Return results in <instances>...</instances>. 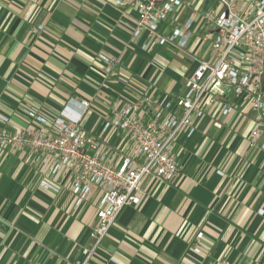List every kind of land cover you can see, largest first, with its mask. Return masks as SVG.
<instances>
[{
    "label": "crops",
    "instance_id": "1",
    "mask_svg": "<svg viewBox=\"0 0 264 264\" xmlns=\"http://www.w3.org/2000/svg\"><path fill=\"white\" fill-rule=\"evenodd\" d=\"M217 11L216 0H186L176 16L179 25L191 23L183 52L134 38L132 22L113 0H0L6 129L27 125L23 107L54 117L67 102L85 101L83 131L131 153L127 136L102 134L103 125L138 96L160 100L185 93L192 71L209 56L208 43H197L208 32L201 15ZM99 56L112 60L115 77L104 74ZM238 105L227 117L210 108L202 119L193 117L194 134L181 135L175 145L177 175L170 182L144 178L140 204L121 210L88 264H264V134L248 147L253 115ZM67 179L56 178L59 192L53 193L40 187L34 156L11 151L0 157V264L84 261L98 226V193L74 210Z\"/></svg>",
    "mask_w": 264,
    "mask_h": 264
},
{
    "label": "built area",
    "instance_id": "2",
    "mask_svg": "<svg viewBox=\"0 0 264 264\" xmlns=\"http://www.w3.org/2000/svg\"><path fill=\"white\" fill-rule=\"evenodd\" d=\"M216 3V13L201 15L208 32L197 41L208 43L209 56L192 71L185 93L160 100L138 96L123 110L114 111L103 125L102 134L123 132L132 144L131 153L121 154L83 131L82 121L89 109L85 101L67 102L53 118L42 115L37 107H23L27 125L13 133L6 129L9 120L0 115V157L11 151L34 156L40 187L53 193L59 192L54 180L66 176L74 210L97 191L98 226L90 234L92 244L80 264H88L121 210L140 204L144 178L170 182L177 175L175 145L181 135L189 138L194 134L193 117L202 119L209 108L227 117L239 104L252 113L255 124L248 134V147H256L264 134V0ZM185 4L186 0H113V7L132 22L134 38L142 35L158 48L170 46L183 52L193 35L191 23L176 22ZM98 60L104 74L115 77L112 60L104 56ZM212 126L221 128L218 122ZM201 237V233L195 236V253Z\"/></svg>",
    "mask_w": 264,
    "mask_h": 264
},
{
    "label": "rangeland",
    "instance_id": "3",
    "mask_svg": "<svg viewBox=\"0 0 264 264\" xmlns=\"http://www.w3.org/2000/svg\"><path fill=\"white\" fill-rule=\"evenodd\" d=\"M157 52H159V54L163 55L164 57H168V58H171V59L175 58V54H171V53L167 52L164 49H161V50L159 49ZM42 115H44L45 117H49V116H47V115H45L43 113H42ZM50 118H53V117H50Z\"/></svg>",
    "mask_w": 264,
    "mask_h": 264
}]
</instances>
